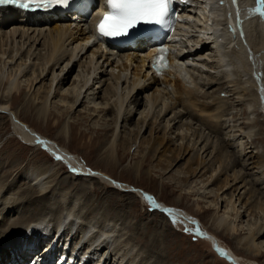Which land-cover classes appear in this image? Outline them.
<instances>
[{"label":"bare ground","instance_id":"obj_1","mask_svg":"<svg viewBox=\"0 0 264 264\" xmlns=\"http://www.w3.org/2000/svg\"><path fill=\"white\" fill-rule=\"evenodd\" d=\"M192 1L185 12L195 22L183 24L184 28L179 33V38L187 44L175 51L172 68L160 74L150 66L152 49L120 51L104 48L92 40L93 30L89 19L72 20L71 13H68L62 19L55 20L50 15L38 16L21 13L11 7L0 8V65L4 64L6 70L17 71L16 78L10 82H5V74H0V116H9L17 136L20 135L31 147H45L53 153L55 159L57 156L61 158L56 159L60 162L52 165L34 163L32 168L24 169L22 175L19 173L24 179L25 188L20 187L18 193L21 200L28 205L34 204V208L27 205L26 208H20L23 209L20 211L15 208L17 204L6 212L4 206L7 202L0 198V264H25L30 260L27 259V248L31 245L36 249L46 246V251L49 245L44 241L59 224L62 235L57 236L56 231L54 240L59 244L62 237L78 241L82 239L79 249L85 247L84 251H80L83 258L88 261L89 256L92 259L98 257L92 264H144L143 256H140L144 254L138 253L133 241L129 240H136V233L126 232L124 224L119 226L120 213L116 219L108 217L111 205L110 209L103 210L105 207L99 208L93 204V209L91 206L88 210L84 207L85 202L77 195L58 189V186L66 187L72 180H81L83 183L94 180L105 189L126 193V196L134 194L145 204L153 206L148 199L151 197L158 205L153 206L157 215L165 218V213L173 219L183 218L193 225L198 221L152 194L120 183L106 173L91 170L64 145L48 139L23 122L14 111L12 102L21 93L20 81L24 76H28L26 80L31 81L28 91H31L30 96L37 106L47 108L54 103L66 107L65 122H69L73 114L77 115L78 112L80 116H75V123L83 122L84 119H90L91 122L95 118L94 125L97 126L107 118L109 112H114L113 139L109 143L110 148L107 146L110 149L108 159L112 163L120 161L116 154L119 151L115 148L117 141L119 143L116 145L121 146V150L125 151L129 146L128 151L131 152L133 144L137 145L136 149L144 144L141 143L144 138L140 135L143 129H149L152 142L149 144L152 146L146 145L139 152L145 155L151 151L154 161L165 164V173L178 166L177 180L201 179L204 188L213 186L221 177H225L220 186L210 192H215L214 210L218 213H214L213 223L216 229L222 228L236 234L239 231L236 221L244 213L252 216L255 211L261 213L264 210V155L254 138L260 134L256 127L259 113H263L259 110L264 100V5L260 0ZM194 31L201 33L199 39L192 37ZM179 43L174 45L178 46ZM11 47H19V51L11 55ZM24 52L26 56L22 57ZM76 66L79 68L78 75L72 85L66 87ZM49 73L52 76L47 82ZM199 74L200 78L197 77ZM224 92L223 96H228L236 109L232 116V109L221 97ZM139 95L146 102L140 112L143 102ZM57 96L59 99L55 102ZM239 106V109L235 108ZM79 107L84 112H81L82 109L79 111ZM137 113H140V121L136 123L138 136H135L133 142L126 137L127 125ZM228 113L231 118L227 117ZM168 115L171 116L166 119ZM67 126L65 124L60 132V137L65 141L73 137ZM102 126L103 130H108L111 124L107 122ZM176 139L182 141L176 144ZM171 145L176 146V149H170ZM245 154L252 160L251 164L247 160L244 164L240 162ZM222 156L225 157L224 161H220ZM142 161L143 158L134 163L136 174L141 169ZM62 162L70 168L66 179L62 177ZM238 164H242L248 172L238 170ZM2 188L0 185V191ZM96 188L94 194L100 197L103 187ZM76 190V193L82 194L86 191L85 185L82 189L76 187ZM87 191L93 192L91 188ZM221 193H225L228 198L222 200ZM107 199L112 205L118 204L115 199ZM223 203L226 206L222 211ZM48 207L50 211L54 210V219H47L48 215L34 217L30 223L24 224L23 229L18 231L21 225L12 231L13 235L3 236L1 226L9 221L13 213H16L14 219L25 221L32 217L31 213L37 214L39 210H47ZM237 207L243 208L244 212L241 214ZM219 210L222 212L220 215ZM233 211L237 212L233 214ZM30 227V243L23 238L17 243L13 242L23 237L24 229ZM198 233L203 239L211 241L216 251L215 246H223L214 235L201 228H198ZM263 235L264 222L258 221L247 228V234L238 239V245L258 255L262 249L260 245L263 244L258 241ZM149 244H152V250L144 253L148 254L146 258L152 262L154 253H159L161 243L154 239ZM222 249L218 252L221 256L233 264H241L231 250ZM3 253L8 254L6 258L1 257ZM53 253L54 248L42 255L46 264L53 260ZM58 257L59 253L56 259Z\"/></svg>","mask_w":264,"mask_h":264},{"label":"rangeland","instance_id":"obj_2","mask_svg":"<svg viewBox=\"0 0 264 264\" xmlns=\"http://www.w3.org/2000/svg\"><path fill=\"white\" fill-rule=\"evenodd\" d=\"M11 48L12 49H9V51H11L10 52L11 55L12 53L14 54L17 53V51H19V47L17 48L14 47L15 49L13 47ZM25 56L26 55L24 52L22 57ZM1 69L2 72H0V74H5L4 75L5 82H10L11 79L16 78L17 71H11L10 69L6 70L4 68V64L0 65V71ZM78 72H79V68L78 66H76L73 73L71 74V78L69 82L66 84V87H70L72 85L75 77L78 75ZM50 75L52 76V73L48 74L47 82H49V79L51 78ZM200 76L201 74H199V76L197 77L200 78ZM27 78L28 76L27 77L24 76L20 81L21 93H19L17 98L12 102V106L15 109L14 111L18 113V117L23 122L27 123L30 127L35 129L37 132L41 133L48 139L50 140L52 139V141L56 140L60 145L62 146L64 145L66 148H68L71 151L72 154L78 156L82 160V162L86 163L88 168H90L91 170L96 172L106 173L110 175L114 180H117L120 183L133 186L135 188L140 189L141 191L152 194L163 203H166L171 207H176L181 211L187 212L188 214H190L200 222L199 223L198 221H195V225H193L190 224L189 222H186L183 218H177V219L174 218L176 220V223L173 224L172 223L173 218L160 211L158 212L163 213L165 218L161 215H157V213L155 212L157 210L153 206H151L149 203L145 204L144 201L142 202L140 199L136 198L134 194H131V196H126V193L121 194L115 192L114 190L105 189L104 186L98 185V183L94 180L86 183H83V181L81 182V180H72L68 182L66 187L58 186V189H60L61 192H70L72 193L70 195L75 194L78 196V198H81V200L85 202L84 204L88 205V206L86 205L84 206L85 209L88 208L90 209L91 206H92L91 208L93 209L94 206L98 205L99 208L105 207L103 208V210H105L106 208L110 209L109 206L111 205L112 207L110 209V214L108 215V217H110L111 219H114L115 217L118 218L117 217L118 213H120L121 220L118 221V224L119 226L121 225V227L122 224H124L123 227L125 226L127 228L126 232L130 234L136 233L135 235H137V239L136 240L129 239V240L131 242L133 241L132 243L135 244L134 246L137 248L136 250L138 251V253L141 252L144 254V255L140 254L141 257L143 256L142 260H144V264H156V263L158 264L159 262H161L160 264H233L231 260L224 258L218 253V250L216 251L213 248V244L211 241L203 239L199 235L198 228H201L202 231H205L211 235H214L220 241L219 243L223 245L222 246L223 248H226L228 251L231 250L236 255L238 261L241 264H264V247H263L264 235L258 241L259 243L260 242L263 243L260 245L262 246V249L259 251L258 255L248 252L247 250H245V248L240 247L238 245V239H240L241 237L247 234V228L249 226L251 225L253 226L258 221L264 222V210H261L262 214L259 211H255V213L252 214L253 217L247 213H244L236 221V226L239 229V231H237L236 234H231L228 231L226 232V230L222 228L216 229L214 226L213 223L214 215H215L214 213L216 211L214 210L215 203L213 202V200L215 198V194H214L215 192L212 193L210 192L211 190H216V186H220V184L225 179V177H221L222 179L220 178V180L217 181L219 185L216 182L213 186L212 185L210 187L207 186L206 187L207 190H205L206 188H204V184L202 183L201 179L194 178L187 180L186 178L185 179L182 178L181 180H177L178 176H176L177 175L176 170L178 169V166H175V168L171 172L165 173L163 171L165 164L163 163L161 164L158 163L157 161H154L152 155L153 153L151 151L145 155H143L142 152H139V150L142 147L152 146V144H149L152 143L150 141L149 129L148 130L143 129L140 135L143 136L144 138L142 139L143 142L141 143H144L145 145L141 144V147L139 149H136L137 145L133 144V148L131 152L128 151L129 146L125 149V151L121 150V146L119 147L116 145L117 142L119 143V141H117L115 144V148L117 147V150L119 151L116 154H118L117 156L120 159V161H118L117 163L116 162L112 163L108 159V155H109L108 153H110V149H107V146L110 148L109 143L113 139L112 135L114 131L113 128L114 124H112V122L114 121L115 113L112 111L109 112L107 118L102 120L103 122L100 121V123H98L97 126L94 125V121L96 120L95 118L91 122L90 119L88 121L84 119L83 122L75 123L76 121L75 116L78 115L80 116L78 112L77 115L73 114V117L70 119L71 121L69 120V122L68 121L65 122L66 120L65 116L67 114L66 107L53 103L51 105L49 104L47 108H40L42 105L37 106V104L34 103L33 101L34 98L30 96L31 91H28L30 90L29 85H31V81L26 80ZM224 94L225 92L221 94V97L224 99V102L228 103V105L230 106L229 108L232 109V111L230 112V115L232 116V112H236V109H234V107L232 106L231 103L233 102H231V99L228 96L227 97L223 96ZM142 97L143 96L139 95L140 99H142ZM262 98L263 97L261 96V99ZM58 99H59L58 96L55 97L54 98L55 102H57ZM141 102H143L142 103L143 105L140 107L139 112L142 111L145 108L144 105H146L144 99H142ZM262 102L263 103H261L259 112L263 111V113L262 112L259 113L258 116L259 121H257L258 125L256 127V131L260 134L255 136L254 138H256L257 140L256 143L258 149L264 155V100L263 99ZM82 107H79L78 110L80 111L82 109L81 112H84ZM235 108L239 109L240 106ZM84 115L85 113L82 116ZM230 115L228 113L227 117L231 118ZM170 116L168 115L166 119H168ZM138 120L140 121V113H137L133 117L132 121L127 125L126 137L128 140L130 139L133 142L135 141L134 140L135 136L136 137L138 136L136 129V123H138ZM107 122H109L111 126L108 128V130H103L104 127L102 126V124ZM65 124L68 125L67 129L69 128L68 131L70 135L73 136L66 141L60 137L61 129ZM124 124L125 122L122 125ZM181 141L182 140L176 139L175 143L179 144ZM34 147L35 148L31 147L28 143H26L20 135L17 136V133H15L13 129L9 116L6 117L0 116V166H1L0 185H2L4 188V189L2 188L0 191L1 192L0 198L3 201L7 202V204L4 206L5 208L4 210L6 212H9L12 209V207H15L17 204H19L15 207L17 209L26 208V206L28 205L26 201L21 200V196L18 193L20 192V189L25 188L24 179L20 177V174L22 175L24 169L32 168L34 163L52 165L60 162L57 161L53 157V153L49 152L45 147L42 146H34ZM174 147L176 149V146L171 145L170 149H174ZM230 150L229 151L232 152V149ZM247 155L246 154L245 156L243 155V158L239 155V157L242 158V160L240 161L241 163L244 164V161L246 160L248 161V164L252 163V160L249 159L248 158L249 156L247 157ZM142 158L144 161H142L141 169L136 174L135 171L136 168L134 163L135 161L141 160ZM224 159L225 157L222 156L220 158V161H224ZM13 163H17L15 164V167H13ZM19 167L20 169L17 170ZM60 167L62 168V173L64 172L62 177L63 178L65 177L66 179L68 174L67 171H70V168L66 163L63 162L61 163ZM237 169L238 170L243 169L245 172H248V169L247 168L244 169L242 164H238ZM244 171L242 173H244ZM84 185L86 191L82 192V194L79 192L76 193L77 191L76 187L77 189H82V186ZM98 186L100 188L103 187L101 188L102 192L99 194L100 197L102 196L101 199L100 197H97V195L94 194L95 188ZM90 188L91 191H93L91 193L90 191H87ZM98 188H96V190ZM221 192L223 193V191ZM225 193L221 195L222 200L228 198V196H225L226 195ZM109 197L115 199V201L118 204L112 205V203H110V201H108L107 199ZM28 206L29 208H34L35 205L32 204ZM123 206L125 207L123 208ZM225 206L226 204L223 203L222 211L224 210ZM238 208H240V213L242 214V212H244V209L243 208L241 209V207H237V209ZM131 209H133L134 211H132ZM220 210H219V215L222 213V212L220 213ZM20 211H23V209H20ZM236 212L237 211H233V214ZM54 213H55L54 210L50 211L48 207L47 210H39L37 214L31 213L32 217L25 221L24 220L17 221V218L16 219L13 218L14 214L16 213H13V215L9 217V221H7L8 223L4 222L3 225L1 226L4 230L2 231V233L4 234L3 236L13 235L12 231L16 230L17 227L21 225L22 226L18 229V231L23 229L24 224L26 222L30 223V221L34 220L33 219L34 217L37 218V217H42L44 215L45 216L48 215L47 219L49 218L54 219L56 217V216L54 217ZM24 216L26 217L28 215H24ZM10 219L12 221H10ZM123 221L125 223H123ZM229 221L230 220L228 219V222ZM196 223H199V225ZM9 224L12 226H9ZM195 227L197 228V232L195 230ZM30 229L31 227L28 229H24L23 237H19L17 241H13V242L17 243L20 238H23L26 240V242L30 243L28 239V236L30 234ZM5 230H7L8 233H6ZM3 239H5V237ZM154 239L156 240L158 239V241L161 243V246L159 247L160 248L159 253L157 254L154 253L153 255L154 261L152 260L151 262L146 258V255L148 256V254L144 252L146 250H152L151 248L153 247L152 244L151 245L149 244V241L151 242ZM207 239H210V237ZM84 249L85 247L82 249V251H84ZM13 253L14 252H12L11 257H13ZM7 255H8L7 253L5 254L3 253L1 257L6 258ZM138 259L141 260V258ZM86 262L88 264L93 263V261L90 260ZM108 263H110V260Z\"/></svg>","mask_w":264,"mask_h":264},{"label":"snow or ice","instance_id":"obj_3","mask_svg":"<svg viewBox=\"0 0 264 264\" xmlns=\"http://www.w3.org/2000/svg\"><path fill=\"white\" fill-rule=\"evenodd\" d=\"M264 5V0H260ZM172 0H108L111 8L97 26V31L102 37L127 36L129 31L139 23L163 24L169 15ZM70 0H0V5H11L25 11L49 10L55 6L68 7ZM160 56L157 57V70L164 65L167 51L165 48L158 49ZM57 160L61 159L59 156ZM148 199L154 207H158L151 197ZM175 224L176 220L173 219Z\"/></svg>","mask_w":264,"mask_h":264},{"label":"water","instance_id":"obj_4","mask_svg":"<svg viewBox=\"0 0 264 264\" xmlns=\"http://www.w3.org/2000/svg\"><path fill=\"white\" fill-rule=\"evenodd\" d=\"M196 230H197V228H196ZM200 235H201V234H200ZM215 248H216L218 251H220V249L223 250L221 246H215ZM221 253H222L223 255L225 254L224 252H221Z\"/></svg>","mask_w":264,"mask_h":264}]
</instances>
